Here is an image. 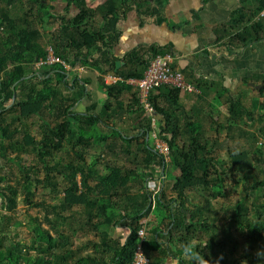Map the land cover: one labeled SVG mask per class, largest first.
I'll list each match as a JSON object with an SVG mask.
<instances>
[{"label": "trees", "instance_id": "obj_1", "mask_svg": "<svg viewBox=\"0 0 264 264\" xmlns=\"http://www.w3.org/2000/svg\"><path fill=\"white\" fill-rule=\"evenodd\" d=\"M43 1L27 0L29 11L21 14L26 7L24 0H0V264H132L140 242L139 231L145 228L141 220L147 217L154 207L155 210L169 213L167 229H170L164 234L163 240L160 238V229L146 235L143 248L152 255V264H168L166 261L170 257L176 259L177 264H196L181 254V249L186 243H190L194 253L201 258L210 260V264H264V256L257 255L258 252H264V245L261 244L264 240V178L251 175L256 165L264 163V146L258 145L259 139L252 135L242 150L231 151L232 165H223L211 155L207 145L199 142L197 136L182 145L176 142L177 137L182 134L179 117L184 111L179 89L164 85L150 93L149 102L155 110V117L159 118L156 119L155 127L152 126V118L147 115L141 102L139 90H136L133 94V107L136 112L128 109L132 113L133 122L140 119L134 130L138 133L144 130L143 137L148 133H156L163 139L169 146V158L180 174L173 178L172 191L175 196L171 199H167V193L163 191L150 202V193L143 186L138 193L130 194L142 181L141 178H136L135 187L130 186L132 176L140 175L137 168L143 164V169H148L150 176L154 174L155 178L166 179L167 158L157 151L152 152L150 144H137L136 138H128L112 127L111 119L116 113L112 102L106 103L98 115L90 110L86 114L72 112L76 101L84 96L85 89L82 86L79 88L77 81L73 86L65 81L66 73L62 64L37 65L47 55L46 46L38 42L40 34L32 27L34 20L39 18V10L45 6ZM167 1L107 0L103 5L91 8L86 0H67L68 13L55 18L62 26L60 33L54 34L48 44L54 47L55 54L66 63L70 62L67 50L73 52L75 61L71 62L72 66L79 62L82 66L94 69L101 76L113 72L126 80L142 79L150 62L170 50L152 47L148 56L132 54L127 59V65L132 67L128 71H116L115 59L109 52L118 40L116 25L122 13L136 8L144 15H153L159 12ZM72 8L76 13L69 17ZM263 11L264 0H240V7L222 26V38H228L230 45L241 47L263 40ZM98 14L103 18L100 27L92 22ZM222 38L219 37V40ZM100 45L105 47L100 50V56L90 57V51ZM58 48H62L63 52ZM36 72L40 74L37 75ZM28 76L31 77L23 79ZM101 82L112 101L118 100L127 88L132 87L125 83L109 85L103 80ZM15 84V101L10 106ZM75 86L77 90L72 91ZM155 91L159 94H155ZM44 112L48 117L55 116L60 121L53 125L49 120H44L42 137L37 140L27 121L32 117L42 118ZM24 128V135L19 137L18 134ZM110 138L114 139L112 143H108ZM116 139L122 141V152L128 157L134 156L127 159L134 167L127 170L119 182L114 175L115 166L108 163L107 167L111 172L101 175L99 182L91 186L90 180L96 174V167L102 158L97 157L88 162L85 154L77 148L81 145L89 150L105 147L114 153ZM66 142L75 158L67 159L61 167L51 165L50 160L62 152ZM133 143L137 145L136 152L143 155L142 161L135 151L131 150ZM33 151L43 165L42 179L38 168L24 164L23 156ZM14 163L19 165L18 178L10 175ZM157 166L161 169L155 174ZM246 171L248 173L243 174V179L247 184L229 217L239 231L246 235L247 247L242 257L236 260L234 254L239 243L230 230H225L223 238L218 239L217 232L211 226L213 218L207 207L208 200L205 199L204 204L193 208L188 205L190 194L196 186L205 189L204 195L206 193L214 198L227 197L228 173L234 177L233 173ZM55 172L67 183L63 199L60 201L62 208L71 210L80 207L83 210L78 214L72 212L69 215L56 211V216L63 223L78 220L81 226L95 231L99 241H90L87 245H91L93 251L85 255L79 254V250L70 252L69 234L60 230L54 236L41 226L34 229L36 236L31 243L16 241L4 248L1 240L11 232L6 222L14 227L21 225L12 218L20 194L24 196V202L29 207L41 208L43 204L34 200V189L41 186L59 194ZM143 173L145 172H141ZM76 215L79 219H76ZM52 227L56 230L55 223ZM69 227L72 228V224ZM119 228L128 231L123 241L115 237V231ZM201 232L209 235V239L204 245L193 244L202 237Z\"/></svg>", "mask_w": 264, "mask_h": 264}, {"label": "crops", "instance_id": "obj_2", "mask_svg": "<svg viewBox=\"0 0 264 264\" xmlns=\"http://www.w3.org/2000/svg\"><path fill=\"white\" fill-rule=\"evenodd\" d=\"M24 1L26 7L20 12L21 14L29 11L27 0ZM86 1L89 7L97 8L107 0ZM43 3L45 6L39 10L37 14L39 18L34 20L35 24L32 27L40 34L38 42L47 48L50 38L54 34H59L62 28L55 18L68 13V4L67 0H44ZM239 7L240 0H168L159 12L153 15H144L136 8L122 13L116 25L118 40L109 52L115 59V66L116 62H120L118 69L128 71L132 67L130 64L127 65V59L132 54L148 56L150 48H164L170 50L168 53L173 56V68L199 89V93H180L184 109L179 117L182 134L176 141L180 145L188 143L196 136L199 137V142L205 139L210 141L219 139L221 142L238 140L235 144L244 145L249 143L252 135L257 138L264 137V92H262L264 39L241 47L230 45L228 38H222L224 36L222 26L230 20L233 12ZM75 13L76 10L72 8L69 17ZM94 20L97 22L94 23ZM92 22L100 27L103 19L99 20L95 17ZM219 37L222 39L219 40ZM58 49L63 52L62 48ZM104 49L102 45L92 49L90 57L98 58L100 50ZM67 56L70 62L64 67L65 81L71 86L77 81L79 88L82 86L85 89L84 96L76 101L71 109L72 112L86 114L90 110L98 115L106 103L112 102L116 110L110 123L112 127L128 138H136L137 144H150L152 152H155L154 133H148L143 137L144 130L141 133L134 130V126L140 123V119L133 122L130 112V110L136 112V108L133 107V94L137 89L134 86L127 88L118 100L112 101L102 87L101 81L105 82L106 75L101 76L94 69L82 66L79 62L72 66L71 62L75 61V54L67 50ZM76 90L77 87H73L72 91ZM65 93L67 94V91ZM155 94L159 93L155 91ZM116 140L117 143L122 142ZM113 141L114 139L110 138L108 143ZM133 145L135 147L136 144ZM120 150L116 149L112 155L118 154L124 161H128L125 159L127 154L122 152L121 155ZM135 153L142 161L143 155L136 151ZM85 156L87 158L86 153ZM167 161V164L171 163L168 178L167 176L166 179L155 178L154 174L150 176V171L143 169L145 166L143 164L137 168L140 170V175L132 176L130 186L135 187L134 179L141 178L142 181H138L136 188L139 191L143 186L150 193V202H152L164 190L168 191V187L173 183L172 178L179 175V169L172 164L171 159L168 158ZM118 166L121 171L134 167L129 165L125 167L124 164ZM159 169L161 167L157 166L154 173L156 174ZM141 172L145 173L141 174ZM168 219L169 213L155 210L154 207L141 222L145 224L148 232L160 229V238L163 240L164 234L170 229H167ZM127 235L128 231L125 228L115 231V237L121 240ZM173 260L170 257L166 262L172 264Z\"/></svg>", "mask_w": 264, "mask_h": 264}, {"label": "rangeland", "instance_id": "obj_3", "mask_svg": "<svg viewBox=\"0 0 264 264\" xmlns=\"http://www.w3.org/2000/svg\"><path fill=\"white\" fill-rule=\"evenodd\" d=\"M100 1V0H97ZM42 9V8H41ZM44 11V10H43ZM99 20H101L102 16L98 14L96 16ZM103 19V18H102ZM97 20V19H96ZM94 20V23L95 21ZM97 22V21H96ZM53 117H48V115L44 112L42 118L41 117H32L30 118L28 122V127L30 128L31 133L36 137L37 140L41 139L42 137V126L44 124V120H49L53 125L60 120ZM43 119V120H42ZM25 133V128L23 131H21L20 134H18L19 137L23 136ZM199 138V137H198ZM258 142L260 141V137L258 138ZM238 140H229L228 142L225 141H219V139H214L210 141L209 139H205L202 142H200L203 145H207L208 150L211 152V155L218 159L219 162H221L223 165L227 164L226 166H231V157L230 153L231 151L239 152L242 150L244 144H235ZM117 142V140H116ZM259 145V144H258ZM116 149L121 148V143L115 144ZM136 146L132 147L131 150L136 151ZM155 148V144L153 145ZM78 150L82 151L84 154H87L88 162L92 161L94 157H101L102 161L97 165L96 167V174H94L90 180L91 186H95L99 180L101 175H105L110 173V169H108L107 164L110 165H116L118 164H124L125 167L127 165L134 166L128 161H124L122 156H119L118 154L113 156L112 152L106 149L105 147H95L92 150H89L87 147L81 145L77 148ZM70 146L66 142L64 144V148L62 152L57 153L55 157L50 160L51 165H58L61 167L62 164L65 163V161L69 158H75L73 153L70 151ZM122 155V149L119 151ZM125 153V152H123ZM126 154V153H125ZM129 157L126 156L125 159H128ZM24 164L27 166H32L34 168H38L41 171L40 177L41 179L44 177V170L42 163L38 160V157L36 155V152H28L23 156ZM171 159V158H170ZM118 164L115 166L117 174L114 175L116 178L120 181L124 178V173L126 172V168L124 171L119 170ZM255 164V163H254ZM256 165V164H255ZM254 165V166H255ZM11 174L15 177H19L20 175V169L19 165L17 163L12 164L11 166ZM171 170V163L167 164V178L169 175V172ZM120 171V173H119ZM252 176L256 178H264V163H261L259 165L255 166V169L253 168ZM248 173L242 172V173H233L234 177L231 176L230 173L227 175V181H226V190H227V197H221V198H214L210 195H207L203 193L205 189L202 186H196L193 188V191L190 194V202L189 207L193 208L194 206H200L208 200L207 207L210 210L211 216L213 218L211 226L214 231L218 234V239H222L223 235L225 233V230H230L232 232V235L234 239H236L239 243L238 248L236 249V252L234 254V258L236 260H239L242 257V254L244 252V249L247 247L246 245V235L239 231L237 228V225L230 220V214L233 212L234 205L241 197V194H243V190L245 188V185L247 184L245 179H243V174ZM122 174V175H121ZM180 174V171H179ZM54 176L56 178V181L59 185L58 190L59 194H55L50 192L49 189H43L41 186L38 188H35V196L34 200L37 202H40L43 204V206L40 208H31L24 202V196L20 194L18 197V206L16 210L12 213V218L15 221L20 222V226L14 227L13 224H8L6 222V225L8 226V234L5 235L4 239L1 240L2 246L4 248H8L11 243H15L16 241H21L23 243H31V241L35 238L36 234L34 232V229L37 226H41L44 229L49 230L52 235H57L60 230H63L66 234H69L71 237L70 241V252H78L81 255H85L87 253H90L93 251V247L90 245L87 247L88 243L90 241H99V236L95 231H92L89 227H83L74 220L67 221L66 223H63L58 217L56 216V211H60L61 214L69 215L70 213L74 212L75 214L83 212L82 208L80 207H74L73 209H65L62 208V205L60 201H62L64 193L63 191L67 187V183L65 180H63V177L59 175L57 172L54 173ZM173 180V178H172ZM174 183V182H173ZM168 187V191L164 190L167 193V199H171L175 196L172 191V185ZM139 191L137 188H133L131 190L130 194L138 193ZM125 199V197H124ZM206 199V200H205ZM45 205V206H44ZM61 206V207H60ZM57 207V208H56ZM0 210H1V201H0ZM76 219L78 218V215H76ZM51 220V222H49ZM56 224V230L55 227H52V224ZM72 224V228L69 227ZM151 232V231H150ZM148 230L146 228V235L148 234ZM212 234V233H211ZM199 241H194L193 244L200 243L204 245L206 241L209 239V235H206L205 233H200ZM123 241V239H122ZM264 245V240L261 243ZM35 254V253H32ZM188 258V257H187ZM174 259V258H173ZM70 264V263H67ZM172 264H177V260L174 259ZM236 264H240L236 262Z\"/></svg>", "mask_w": 264, "mask_h": 264}, {"label": "built area", "instance_id": "obj_4", "mask_svg": "<svg viewBox=\"0 0 264 264\" xmlns=\"http://www.w3.org/2000/svg\"><path fill=\"white\" fill-rule=\"evenodd\" d=\"M264 16V11L261 13ZM47 55L45 59H41L38 66H51L54 64H62L66 67V62L55 54L54 47L49 45L46 48ZM173 56L171 53L165 55H158L149 64L144 77L142 79H124L120 75L109 72L105 76L106 84L125 83L134 86L139 90L141 102L143 103L148 115L152 118V126H156V114L152 104L149 102V95L152 91L164 85L173 86L185 93H199V89L194 84L187 81L185 76L176 69L172 68ZM155 137V151L161 155L169 158V146L156 133ZM259 145L264 146V137L258 142ZM140 242L136 248L134 261L132 264H152V255L146 252L143 248V243L146 240V229L143 228L139 231Z\"/></svg>", "mask_w": 264, "mask_h": 264}, {"label": "clouds", "instance_id": "obj_5", "mask_svg": "<svg viewBox=\"0 0 264 264\" xmlns=\"http://www.w3.org/2000/svg\"><path fill=\"white\" fill-rule=\"evenodd\" d=\"M181 254L183 256L189 257L191 259V262L195 261L196 264H210V260L205 259L204 257H200L196 253H194L192 245L190 243H186L182 249H181ZM257 255L259 256H264V252H258Z\"/></svg>", "mask_w": 264, "mask_h": 264}, {"label": "water", "instance_id": "obj_6", "mask_svg": "<svg viewBox=\"0 0 264 264\" xmlns=\"http://www.w3.org/2000/svg\"><path fill=\"white\" fill-rule=\"evenodd\" d=\"M120 67V62L118 61V62H116V71H117V69ZM26 78H30V76H28V77H25V78H23V79H26ZM15 86H16V84L13 86V91H14V96H13V100H12V104L10 105V106H12L13 105V103H14V101H15ZM9 106V107H10Z\"/></svg>", "mask_w": 264, "mask_h": 264}, {"label": "bare ground", "instance_id": "obj_7", "mask_svg": "<svg viewBox=\"0 0 264 264\" xmlns=\"http://www.w3.org/2000/svg\"><path fill=\"white\" fill-rule=\"evenodd\" d=\"M24 14V13H23ZM113 15V14H112ZM80 19V18H79ZM80 23V22H79ZM20 25V24H19ZM17 31V30H16ZM87 32V31H86ZM90 33V32H89ZM101 36V35H100ZM112 38V37H111ZM117 39V38H116ZM39 40V39H38ZM69 40V39H68ZM27 41V40H26ZM11 42V41H10ZM29 43V42H28ZM21 48V47H20ZM40 49H41V47H40ZM32 50V49H31ZM23 52V51H22ZM38 56H39V54H38ZM42 56V55H41ZM46 66V65H45ZM32 70V69H31ZM58 78V77H57ZM60 79V78H59ZM215 84V83H214ZM57 97V96H56ZM115 185V184H114Z\"/></svg>", "mask_w": 264, "mask_h": 264}]
</instances>
